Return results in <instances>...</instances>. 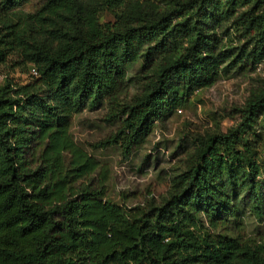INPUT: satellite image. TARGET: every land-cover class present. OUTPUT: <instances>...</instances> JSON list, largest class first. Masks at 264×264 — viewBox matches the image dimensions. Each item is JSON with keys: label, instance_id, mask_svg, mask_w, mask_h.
I'll list each match as a JSON object with an SVG mask.
<instances>
[{"label": "trees", "instance_id": "obj_1", "mask_svg": "<svg viewBox=\"0 0 264 264\" xmlns=\"http://www.w3.org/2000/svg\"><path fill=\"white\" fill-rule=\"evenodd\" d=\"M25 1L0 0V264H264V238L232 232L241 207L264 216V89L235 110L236 125L198 140L160 203L105 200L107 173L88 180L99 164L69 132L73 115L115 102L129 65L159 61L150 89L115 105L121 126L94 147L143 144L193 92L263 58L264 0H172L152 15L127 0H40L33 12ZM103 9L113 21H99ZM229 20L244 42L222 48Z\"/></svg>", "mask_w": 264, "mask_h": 264}, {"label": "rangeland", "instance_id": "obj_2", "mask_svg": "<svg viewBox=\"0 0 264 264\" xmlns=\"http://www.w3.org/2000/svg\"><path fill=\"white\" fill-rule=\"evenodd\" d=\"M172 0H127L125 9L134 13L152 15ZM40 0H27L20 9L33 12ZM108 10L100 11V22L113 21ZM229 20L217 29L222 48L237 47L244 42L240 29ZM237 28V29H236ZM138 61L127 67L126 82L117 93L115 102L108 99L95 108L87 107L70 119L69 132L74 142L91 155L99 169L88 180L107 173L104 199L125 208L141 206L148 201L160 203L170 193L179 189L178 175L193 158L200 138L223 133L239 121L237 108L244 106L264 89V56L256 63L246 62L223 74L210 87L196 90L187 103L169 111L164 119L154 123L145 142L123 152L121 143L94 147L99 141L114 135L121 126L122 117H112L111 112L130 102L132 98L150 89L159 67V61L141 70ZM6 67L0 63V74ZM18 82L27 83L28 74L14 73ZM264 115H261L264 122ZM263 124V123H262ZM44 145L36 147L35 157ZM30 158V157H29ZM263 197H264V190ZM240 209L237 227L232 231L243 241L254 242L264 238V216L259 219L250 209Z\"/></svg>", "mask_w": 264, "mask_h": 264}, {"label": "built area", "instance_id": "obj_3", "mask_svg": "<svg viewBox=\"0 0 264 264\" xmlns=\"http://www.w3.org/2000/svg\"><path fill=\"white\" fill-rule=\"evenodd\" d=\"M30 72H31L33 75H36V74H37V70H36V68H34V67H31V68H30ZM3 78H4V75H3V74H0V81H2Z\"/></svg>", "mask_w": 264, "mask_h": 264}]
</instances>
